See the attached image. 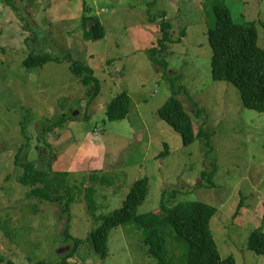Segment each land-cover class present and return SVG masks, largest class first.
<instances>
[{
    "label": "rangeland",
    "instance_id": "1",
    "mask_svg": "<svg viewBox=\"0 0 264 264\" xmlns=\"http://www.w3.org/2000/svg\"><path fill=\"white\" fill-rule=\"evenodd\" d=\"M12 2L16 9L0 0V255L15 264H58L72 248L64 240L70 216L68 234L82 244L67 263L156 264L134 223L111 231L104 260L85 241L102 217L122 207L134 182L147 178L148 194L137 214L158 213L164 191L168 207L195 201L214 206L210 228L221 257L264 264V256L247 247L250 233L264 228V112L245 108L236 87L212 79L207 37L213 3L219 2L235 22L255 23L264 49V0ZM160 12L172 25L173 41L185 30L181 42L168 45L167 70L146 53L160 39ZM96 19L105 35L93 41L86 36ZM32 52L60 61L26 68L22 62ZM74 60L93 69L100 87L94 99L93 85L83 86L70 72ZM170 77L194 134L205 123L207 136L189 145L157 115L172 94ZM122 92L131 100L129 113L110 122L106 105ZM197 107L204 113L196 116ZM61 116L77 119L49 134L47 147L38 141L40 126ZM26 141L19 163L39 159L44 167L51 154L53 171L67 173L57 178L72 196L66 215L62 204L29 198L17 183L22 169L15 156ZM166 232L168 258L180 264L185 243L170 228Z\"/></svg>",
    "mask_w": 264,
    "mask_h": 264
},
{
    "label": "trees",
    "instance_id": "2",
    "mask_svg": "<svg viewBox=\"0 0 264 264\" xmlns=\"http://www.w3.org/2000/svg\"><path fill=\"white\" fill-rule=\"evenodd\" d=\"M12 9L16 5L12 0H4ZM213 24L208 23L207 37L212 50L211 56V77L216 82H228L238 89L242 104L245 108L255 112H264V49L258 45L257 31L255 23L235 22L229 10L219 2H214L212 6ZM160 21L158 29L160 39L157 41V47L148 49L150 61L155 67L167 70L168 64L165 61V54L168 45L181 42L185 30L180 31V37L177 40L171 39L172 25L166 20V14H158ZM89 17L84 18L85 20ZM153 19H155L153 17ZM152 19V21H153ZM90 35L86 36L89 40H102L105 33L98 19L91 23ZM59 62L60 59L52 58L48 54L29 53L23 60L26 68H35L42 66L49 61ZM72 72L85 87L93 85V98L99 94V82L94 76V71L88 65L80 61H73L69 66ZM171 96L166 99L164 104L158 109V117L177 132L184 145H189L196 138L206 137L207 133L203 131L205 123H202L198 134H194L191 116L186 112L183 103L178 98L175 89L174 78L170 77ZM131 100L126 92H122L114 97L106 105V118L110 122L120 121L126 118L129 113ZM198 108V107H197ZM196 116L204 113L201 108L197 109ZM74 116H61L54 123L45 121L39 129L38 141L41 140L49 147L47 137L55 129L63 128L69 120H75ZM26 141L17 150L15 164L19 165L22 172L16 177L19 185L28 189L27 197L44 200L51 203H59L61 212L67 214L71 204L69 192L66 190L63 178L67 177L65 172H54V157L49 154L46 165L40 163L39 159L19 163V154L24 148L28 147ZM42 151L39 152L41 156ZM167 154V146L162 155ZM162 155H159L162 156ZM63 178L58 184V176ZM205 173L202 176L205 177ZM90 178V177H89ZM205 179V178H204ZM98 181L105 185L110 184L108 178H90V182ZM84 190L89 188L84 187ZM149 190L148 179L141 178L134 182L129 194L119 210L111 215L102 217L101 224L85 240L90 243L92 250L101 259L104 260L108 255V239L111 231L121 225L134 223L144 234V245L147 248V254L154 258L156 264H172L168 258L166 239V228H170L176 240L180 239L185 243V249L182 254L180 264H235L232 255L222 258L216 246L213 234L210 228V220L215 215L217 209L214 206L203 202H183L170 207L165 204L167 191L162 193L160 211L158 213L147 212L137 214L138 208L143 204ZM173 198L176 191L170 193ZM87 195L84 193V199ZM93 206V205H91ZM93 208V207H90ZM70 226V216L67 217V224L64 229V240L72 242L70 252L62 256V261L58 264H69L67 259L73 258L78 250L81 241L72 239L68 234ZM247 247L254 254L264 256V228L253 230L247 241ZM15 264L6 260L0 255V264ZM35 264H44L43 261ZM76 264V263H74Z\"/></svg>",
    "mask_w": 264,
    "mask_h": 264
}]
</instances>
